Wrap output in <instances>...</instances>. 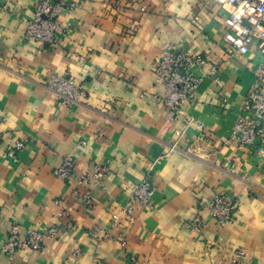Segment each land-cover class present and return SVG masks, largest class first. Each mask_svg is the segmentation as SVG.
Instances as JSON below:
<instances>
[{"label":"crops","instance_id":"obj_1","mask_svg":"<svg viewBox=\"0 0 264 264\" xmlns=\"http://www.w3.org/2000/svg\"><path fill=\"white\" fill-rule=\"evenodd\" d=\"M40 1L0 0V244L14 225L59 233L40 252L0 250V264H236L235 250L248 254L241 264H264V147L225 145L260 60L223 45V13L213 16L209 0H68L76 3L62 18L69 31L50 48L24 39ZM172 44L208 52L197 101L176 123L153 72ZM52 74H69L86 98L58 107L46 86ZM18 142L26 147L14 160ZM66 157L73 182L54 173ZM92 163L109 171L88 205L77 179ZM150 170L152 209L135 205L132 221L112 227ZM220 195L241 200L225 224L203 209ZM198 213L201 233L188 228ZM94 227L111 237L101 242Z\"/></svg>","mask_w":264,"mask_h":264},{"label":"built area","instance_id":"obj_2","mask_svg":"<svg viewBox=\"0 0 264 264\" xmlns=\"http://www.w3.org/2000/svg\"><path fill=\"white\" fill-rule=\"evenodd\" d=\"M213 16H220L225 26L222 37L223 45L228 46L236 56L256 55L259 62L253 67L254 83L243 103L244 115H241L231 129L225 145L254 148L256 145L264 147V0H209ZM76 3L68 0H41L33 19L26 23L24 39L34 41L42 46L58 48L60 36L68 32L69 28L63 25L64 14L71 13ZM200 22L199 17L195 20ZM208 52L194 49L182 50L175 44L162 49L154 65V75L166 92L158 97V102L168 109V119L172 123L185 122V110L192 106L198 98L199 90L204 79L203 70L207 65ZM219 72V65H213L211 77ZM48 90L56 97L58 107H72L79 105L86 98L87 92L82 85H78L69 74H52L47 80ZM192 120L186 122L191 125ZM203 128V126L201 125ZM183 133L178 132V141L170 148L171 151L179 150L178 142L183 138ZM24 142H18L14 149L9 151V156L16 160L17 152L24 150ZM189 154L191 150L186 151ZM76 164L72 158L62 160L54 173L67 182H73ZM109 168L104 165L92 163L88 171L79 175L77 183L86 188L82 199L86 204H91V195L96 188L103 186ZM252 192H258L251 188ZM75 195L79 196L75 191ZM155 196L153 185V170L135 186L131 199L127 205L112 213L113 226H117L121 218L133 220L135 205L150 206ZM241 200L226 195L215 196L203 209L208 210L211 217L218 224H225L234 219ZM206 227L205 220L198 213L195 219L188 224L191 231L201 233ZM59 228L51 227L48 231L28 228L21 231L16 225L12 226L6 240L0 244L3 254L13 257L21 250L40 252L46 245V240L56 236ZM92 234L101 242L109 239V231L94 227ZM103 240V241H102ZM100 242V243H101ZM233 262L241 264L248 258L245 250H235L232 253Z\"/></svg>","mask_w":264,"mask_h":264}]
</instances>
